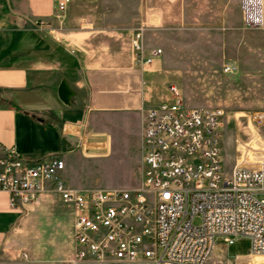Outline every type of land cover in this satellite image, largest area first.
<instances>
[{"label": "crops", "instance_id": "0c3cea01", "mask_svg": "<svg viewBox=\"0 0 264 264\" xmlns=\"http://www.w3.org/2000/svg\"><path fill=\"white\" fill-rule=\"evenodd\" d=\"M100 10L98 0H71L65 11L59 10L58 0H0V141L29 161L61 155L66 183L85 191L119 189L80 186L73 172L74 158L108 156L113 133L128 128L100 126V118H138L140 173L146 114L171 100L170 85H181L177 63L166 47L151 64L136 60L131 41L137 28H144L146 55L156 50L146 43L152 30L147 10V20L143 12L121 18L101 16ZM166 22L161 17L153 29ZM244 39L238 40L240 46L230 47L231 61L224 65L243 68L238 50ZM259 74L255 88L262 101L256 106L264 109V69ZM63 82L70 91L67 102L59 96ZM224 104L230 101L225 99ZM260 115L264 123V114ZM246 149L252 155V144ZM219 248L215 246L212 254ZM76 250L71 205L57 195L44 194L23 213L12 209L9 196L0 192V264H72Z\"/></svg>", "mask_w": 264, "mask_h": 264}, {"label": "built area", "instance_id": "2783aa9c", "mask_svg": "<svg viewBox=\"0 0 264 264\" xmlns=\"http://www.w3.org/2000/svg\"><path fill=\"white\" fill-rule=\"evenodd\" d=\"M71 0H58L65 11ZM243 27L264 28V0H240ZM132 48L141 65L144 28ZM233 74L237 66L224 65ZM171 100L148 110L143 128L139 186L78 190L64 179L61 155L22 158L0 141V192L12 209L26 212L44 194L75 211L77 250L72 264H209L216 239L251 240L247 256H264V165L238 163L225 170L221 147L223 108L188 107L175 85Z\"/></svg>", "mask_w": 264, "mask_h": 264}, {"label": "rangeland", "instance_id": "374dc122", "mask_svg": "<svg viewBox=\"0 0 264 264\" xmlns=\"http://www.w3.org/2000/svg\"><path fill=\"white\" fill-rule=\"evenodd\" d=\"M98 1L101 16L125 18L143 12L145 19L147 10L152 30L146 43L149 48L162 49L163 55L166 47L177 63L181 85L175 86L182 93L185 104L225 110L221 147L226 171L229 172L239 159H252L256 162L254 165H264V123L260 115L264 114V109L256 106L262 99L255 88L259 86V72L264 69V28L248 30L243 27L240 0ZM161 17L169 22L160 29H153ZM179 17H183V23H174L173 19ZM242 36L245 37L244 46L238 51L243 68L233 74L225 73L224 62L231 61L230 47L240 46L238 40ZM225 99L230 104H224ZM99 124L114 125L118 130L128 128L113 133L108 156L74 158L73 172L78 184L119 189L139 186L138 118L133 115L102 116ZM36 141L41 144L42 139L38 137ZM248 144L254 148L252 155L246 149ZM216 246L220 248L211 255L209 264H264V256H247L251 250V240L247 237L236 238L233 244L218 238Z\"/></svg>", "mask_w": 264, "mask_h": 264}, {"label": "water", "instance_id": "95a60500", "mask_svg": "<svg viewBox=\"0 0 264 264\" xmlns=\"http://www.w3.org/2000/svg\"><path fill=\"white\" fill-rule=\"evenodd\" d=\"M70 95V91L67 87V85L63 82L59 88V96H60V99L64 102H67L68 101V97Z\"/></svg>", "mask_w": 264, "mask_h": 264}]
</instances>
